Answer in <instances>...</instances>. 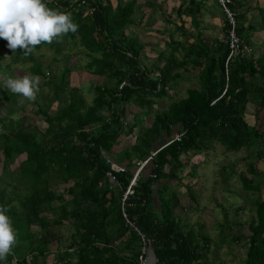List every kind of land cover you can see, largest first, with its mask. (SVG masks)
<instances>
[{
  "label": "trees",
  "instance_id": "obj_1",
  "mask_svg": "<svg viewBox=\"0 0 264 264\" xmlns=\"http://www.w3.org/2000/svg\"><path fill=\"white\" fill-rule=\"evenodd\" d=\"M45 2L50 9L71 13L78 30L51 44L42 43L27 55L17 50L15 58L36 61V51L43 46L60 52L68 37L78 36L89 58L86 68L109 81L94 86L95 96L88 104L79 88L70 87L68 94L65 92L66 76L71 72L66 66L62 76L51 80L55 97L63 105L53 110L38 103L36 113L48 124L44 131L0 113L3 170L25 155L18 172L14 170L27 182L25 193L24 186L0 175V206L7 208L17 241L28 240L31 261L37 263L49 244L59 239L53 227L68 222L75 231L68 247L59 250V258L69 264L74 259L76 264H141V257L147 264H204L212 238L205 234L201 243L193 231L185 232L180 227L174 211L177 193L170 184L181 181L180 172L189 161L185 156H194L213 143L235 152L255 143L264 145V52L257 59L236 58L227 64L230 47L225 22L223 37L212 41L201 34L194 42L188 38L176 40L171 35L167 50L156 57L163 65L150 64L143 60L144 45L127 32L133 23L135 0L119 3L116 8L111 0ZM191 3L192 10L181 7L180 15L189 13L196 19V0ZM243 5V0H234L233 7L239 11L238 32L250 43L243 24L246 15L239 9ZM260 11L264 21V7ZM1 44L7 46V41L0 39ZM39 65L32 66V71L42 74ZM194 70L199 76L198 87L189 88L186 97L172 98L167 109L156 111L149 125L139 126L131 105L152 110L155 99L169 97L178 80ZM0 87L9 101L14 93L3 83ZM250 104L254 106V117L261 120L258 126L246 119ZM20 109L25 106L22 104ZM177 127L184 131L182 140L162 147L153 156L140 171L133 193L124 199L138 162L156 151L163 135L172 138ZM122 134L134 135L135 142L115 157L119 163L127 160L123 164L126 170L115 172L116 180H111L107 176L111 163L105 153L119 151ZM258 155L264 157L263 148L258 149ZM250 164L255 177L243 174L244 188L264 193V173L259 174L254 163ZM53 184L64 187L59 191ZM255 200L256 217L250 222V234L232 238L235 242L249 241L244 264H264V197L260 194ZM33 227L40 229L39 236ZM21 230L27 233L21 235ZM19 249L18 245L13 247L9 264L16 257L13 250ZM16 258V264H29L24 254Z\"/></svg>",
  "mask_w": 264,
  "mask_h": 264
},
{
  "label": "rangeland",
  "instance_id": "obj_2",
  "mask_svg": "<svg viewBox=\"0 0 264 264\" xmlns=\"http://www.w3.org/2000/svg\"><path fill=\"white\" fill-rule=\"evenodd\" d=\"M129 1L132 0H111L115 8L119 3L125 5ZM135 1L136 11L133 14V23L128 26L127 32L130 36L144 44L142 56L146 62L148 59L150 61L156 60L157 55L167 47V42L171 35L176 40H184L187 37L191 38L192 36L188 33L187 29L195 33L199 29H203L204 35L208 39L210 38L209 40H213L219 36L223 37L225 33L222 28L225 24L224 12L222 11V26L219 25V20H216L211 14V10H214V7H216L213 5L215 0H203L204 4L207 5V10H202L204 28L201 25L200 28L192 25L190 15L182 18L181 16H177V12L173 9V2L177 3V0ZM250 7L257 8H255V12L250 13L253 18H249L251 21L249 23H254L253 25L257 26L264 25L260 11V7H264V0H252L250 1ZM181 24L182 26H180ZM177 26H184L186 29L183 28L187 33L184 34V31L181 28H177ZM259 31L262 34L255 37L253 30H246L245 34L250 37L249 42H252L250 44H254V41L257 42V40L260 43L264 42V28ZM252 46L255 47V45ZM255 49L259 54L264 52V44H260ZM84 50L81 47L78 36L74 38L68 37L64 41V49L60 52L55 51L47 45L36 51V61H20L15 58V52L1 44L0 83L4 84L8 77L15 78L18 74L23 76L27 73L31 76L40 77V91L37 93L35 101L24 99L23 103H19L23 98L17 94L12 95V98L7 101L3 97L0 87L1 115L8 113L11 117L29 124L31 128L44 131L48 124L41 115L36 113L38 103H45L51 106L53 110L63 105L55 97L53 90L55 83L51 80L62 76L66 66L71 67V72L66 76L68 86L65 92L67 93L70 87H77L85 97L86 102L88 104L92 103L95 96L94 86L108 79L93 74L86 68L89 58L83 53ZM65 58H68L67 62ZM37 63H41L39 66L44 73L37 74L32 71V66L36 67ZM197 76L196 73H193L192 76H186L183 80H180L175 86L174 92H172L173 95L156 99L157 104L164 108L168 106L172 98L178 100L187 96V88L198 84ZM22 104L25 106L23 110L20 109ZM131 107L139 126L149 125L157 111L155 108L143 111L137 108L135 104L131 105ZM7 110H10V112ZM253 112L254 106L250 104L246 119L251 124L258 126L261 120H257ZM137 130L138 128L135 129V131ZM128 139H130L131 143H134L135 136L131 135ZM260 148L264 150V145L255 143L250 148H242L240 151L235 152L228 151L222 144L213 143L209 149L191 156V158H186L190 159V161H188V166L180 172L181 181H174L170 184V189H176L177 193V198L174 200V211L180 227L185 232L193 231L196 238L200 241L201 237L205 234L212 238L208 260L204 261V264H244L245 262L249 245L248 239L235 242L232 241V238L233 235L245 234L248 236L250 234V222L256 217L255 199L260 194L264 197V193L258 190H246L241 178L243 174L255 177V174L249 170L250 163L252 162L258 169L259 174L264 173V157H258V149ZM24 157L25 155L19 156L12 163L11 168L6 169V171L3 170V164L0 162V175L2 174L5 179L12 181L19 187L27 183L24 178L19 176L20 173L15 172H18L19 163ZM52 187L60 191L64 186L58 185L57 187L53 184ZM12 189L13 187L10 186L9 190ZM22 192H26V186L23 187ZM15 203H17V200ZM18 208L21 210L20 206ZM33 229L37 232L36 235L39 236L40 229L37 227H33ZM53 229L59 233V239L50 243L49 246L52 252H48V255H39L37 263L31 261V255L33 254H31V250L28 247V240L17 241L16 245L20 249L18 252L13 250L16 252L13 254L18 258L20 254L26 255L29 264H69V261L59 258L58 250L63 251L68 247L71 234L75 231V228L67 222L62 226H54ZM20 233L23 235L27 233V230H21ZM223 238L226 240L222 244L221 240ZM0 264H9L8 256L6 260H0ZM70 264H76V260H72Z\"/></svg>",
  "mask_w": 264,
  "mask_h": 264
},
{
  "label": "clouds",
  "instance_id": "obj_3",
  "mask_svg": "<svg viewBox=\"0 0 264 264\" xmlns=\"http://www.w3.org/2000/svg\"><path fill=\"white\" fill-rule=\"evenodd\" d=\"M78 25L71 13L50 9L45 0H0V39L16 52L30 54L42 43L51 44L69 32H76ZM5 89L23 99L35 101L40 91V77L24 74L8 77ZM7 208L0 206V260H6L17 243V233L12 226Z\"/></svg>",
  "mask_w": 264,
  "mask_h": 264
},
{
  "label": "crops",
  "instance_id": "obj_4",
  "mask_svg": "<svg viewBox=\"0 0 264 264\" xmlns=\"http://www.w3.org/2000/svg\"><path fill=\"white\" fill-rule=\"evenodd\" d=\"M175 1V0H174ZM214 1V0H213ZM244 1V5L243 6H241V7H239V9H240V11H242L246 16H245V18H244V20H243V24L245 25V27H246V30L247 29H249V30H253V32H254V35H255V37L256 36H258L259 34H262L261 33V31H259L260 29H262V28H260V27H256L255 29L254 28H251V26L250 25H252V24H254V23H249V22H251L250 21V19L249 18H253L252 17V15H250V13H253V12H255V8H257V7H250V1H252V0H243ZM192 0H188V1H185V0H177V3L176 2H173V9L175 10V12H177V16L178 17H180L181 16V18L182 17H185V16H191V20H192V25H194L196 28H200V25L201 26H203L202 28H204V25H203V22H202V16H203V12H202V10H207V5L206 4H204V1L203 0H200V1H198V0H196V6H197V16H196V19H193V15H191V14H182V15H180V9H181V7L184 9V8H187V10L188 11H191L192 10V8H191V6H192ZM213 5H215L216 7H214V10H211V14L213 15V17L216 19V20H219V25H221L222 26V24L223 23H221L222 22V20H223V10H222V8H221V6H219V4H218V2L215 0V3L213 4ZM250 16V17H249ZM225 23V22H224ZM180 26H182V24L180 25ZM224 26H225V24L223 25V30H224ZM184 27V26H183ZM183 27H179V26H177V28H181L183 31H184V34L185 33H187V31H185V29L183 28ZM188 30V33L189 34H191V38H189V37H187L188 38V40H189V42H194L195 41V36H199V34H201L200 36L201 37H203V38H208L206 35H204V33H203V29H199V31L197 32V33H195V32H191V31H189V29H187ZM224 32V31H223ZM245 33H246V31H245ZM224 35V34H223ZM174 37V36H173ZM221 36H219V37H217V38H220ZM252 39H253V37H251ZM176 39V38H175ZM210 39V38H209ZM249 39H250V37H249ZM179 40H182V39H179ZM212 41V40H211ZM250 43H252V42H250ZM260 44H264V42H262V43H260V41H258L257 40V42L256 41H254V44H251V45H255V47L256 48H258L259 47V45ZM144 45V44H143ZM254 47V48H255ZM143 50H144V48H143ZM163 50H167V47L166 48H164ZM162 50V51H163ZM161 51V52H162ZM160 52V53H161ZM159 53V54H160ZM158 54V55H159ZM157 55V56H158ZM143 60H144V58H143ZM145 62H146V60H144ZM147 62L148 63H150V64H158V65H163V63L162 62H157V60H155V59H153L152 61H150V59H148L147 60ZM193 73H196L197 74V70H194V71H192V72H190V73H187V74H185L184 75V77L183 78H181V79H179L178 80V82L176 83V85L179 83V81L180 80H183L186 76H192L193 75ZM156 74L158 75V74H160L159 72H156ZM156 74H155V76H156ZM195 75V74H194ZM198 75V74H197ZM197 78H198V84L197 85H195V86H191V87H198V85H199V76H197ZM175 85V86H176ZM191 87H189V88H191ZM175 88V87H174ZM174 88L173 89H171L170 90V92H169V94L171 95L172 94V92H174ZM189 88H187V90L189 89ZM187 93V92H186ZM173 95V94H172ZM171 95V96H172ZM187 95H188V93H187ZM184 97H186V96H184ZM173 99H175V98H173ZM158 102L156 101V99H155V103L153 104V108H155V110H165V109H167V107H164L163 108V106L162 107H160L159 106V104H157ZM170 103V102H169ZM169 103H168V105H169ZM177 129H179V127H177L176 128V130ZM131 135H125V134H122L121 135V137H120V140H119V142H120V144H119V147H118V149H119V151H117V150H114V152L115 153H111V154H109V153H105V158H106V160L108 161V162H110L111 163V166H112V163H118V164H121V165H123V164H126V162H127V160L125 159L122 163H119V162H117L115 159V157L117 156V154H119L120 153V151L121 150H124V149H126L128 146H129V144L131 143V141H129L130 139H128V137H130ZM167 140V137L165 136V135H163L162 136V138L160 139V141H161V143H163V142H165ZM135 142V141H134ZM133 143V142H132ZM160 142H158L157 143V147L161 144ZM196 155V154H195ZM189 156H185V158H188ZM189 158H191V157H189ZM187 160H189L190 161V159H187ZM134 161L135 162H138V159H134ZM173 191H175L176 192V189L175 190H173ZM52 243V242H51ZM50 245V244H49ZM49 248V250L48 251H46L45 252V255H48V252H52V249H51V247L50 246H48ZM59 251V250H58Z\"/></svg>",
  "mask_w": 264,
  "mask_h": 264
},
{
  "label": "built area",
  "instance_id": "obj_5",
  "mask_svg": "<svg viewBox=\"0 0 264 264\" xmlns=\"http://www.w3.org/2000/svg\"><path fill=\"white\" fill-rule=\"evenodd\" d=\"M219 5L221 6L224 15H225V22L228 25L227 29V37L226 41L229 44L230 47V53L227 59V64L230 60L236 59V58H246V57H252L254 59H257L259 57V53L256 51V49L248 43L245 39H243L239 32H238V15L239 11L233 7L234 0H217ZM184 136V131L179 130L176 132L173 137L165 143L162 147L174 142V141H181ZM161 147V148H162ZM159 148L155 152H153L150 156H148L144 161L138 162V168L135 171L134 177L128 186L127 190L124 194V199L131 193H133L132 186L135 184L136 179L140 173V171L143 169V167L153 158L154 155L161 149ZM126 170V167L124 165L118 164V163H112L111 170L107 173V176L111 180H116L115 172H124ZM102 184V182H100ZM73 249H70L72 251ZM15 258V259H14ZM12 259V264H16L17 258L14 257ZM141 264H146V260L141 257Z\"/></svg>",
  "mask_w": 264,
  "mask_h": 264
},
{
  "label": "water",
  "instance_id": "obj_6",
  "mask_svg": "<svg viewBox=\"0 0 264 264\" xmlns=\"http://www.w3.org/2000/svg\"><path fill=\"white\" fill-rule=\"evenodd\" d=\"M179 129H180V127H179ZM179 129H177L176 132H178ZM176 132H175V133H176ZM175 133H174V134H175ZM170 139H171L170 137H167V140H166L165 143H167ZM165 143H164V144H165ZM162 145H163V144L161 143L158 147L155 148V150H158L159 148H161ZM136 170H137V169H136ZM262 240H263V244H264V232L262 233Z\"/></svg>",
  "mask_w": 264,
  "mask_h": 264
},
{
  "label": "flooded vegetation",
  "instance_id": "obj_7",
  "mask_svg": "<svg viewBox=\"0 0 264 264\" xmlns=\"http://www.w3.org/2000/svg\"><path fill=\"white\" fill-rule=\"evenodd\" d=\"M262 243H263V240H262ZM264 245V244H263Z\"/></svg>",
  "mask_w": 264,
  "mask_h": 264
}]
</instances>
